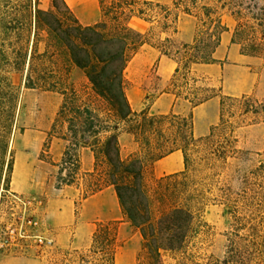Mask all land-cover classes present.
Returning a JSON list of instances; mask_svg holds the SVG:
<instances>
[{"label": "trees", "instance_id": "1", "mask_svg": "<svg viewBox=\"0 0 264 264\" xmlns=\"http://www.w3.org/2000/svg\"><path fill=\"white\" fill-rule=\"evenodd\" d=\"M98 3L100 19L83 24L66 0H53V10L35 11L29 50L20 47L9 52L2 45L1 53L6 61L9 62L11 54L15 55L14 69H22L27 88L62 96L51 129L53 136L65 143L56 164V188H80L82 199L113 188L124 217L143 239L135 264H168V261L171 264H264V162L245 176L243 193L224 196L225 203L230 204L231 222L224 232L223 253L219 256L201 253V243L212 234L211 226L197 211L203 196L189 187L169 189L167 182L180 176L183 181L189 179L191 151L201 143H209L219 125H214L208 135L196 137L192 111L188 115L151 114L147 108L134 111L126 93L125 70L140 49L148 45L178 63L162 92L189 100L192 109L218 96L220 122L225 109L234 105L241 109V114L264 120V100L256 99L253 94L226 95L221 86L211 85L194 70V65L218 61L215 51L226 27L220 18L213 19L207 14L210 22L215 23L213 30L206 31L205 37L198 35L193 44L182 43L173 50L168 45H173L172 37L178 34L176 17L172 21V35L163 40L158 36L161 44L153 42L154 22L167 28L171 19L166 7L147 0H98ZM185 11L190 13L189 8ZM133 18L147 22L149 28L137 29L131 24ZM0 28L10 30L3 21ZM72 68L84 74L86 86L78 89L70 81ZM179 78L182 84L177 83ZM190 82L194 87L191 97L183 94ZM2 83L6 128L10 130L18 94L8 77ZM124 134L131 135L136 144V149L126 158L122 156ZM84 149L93 153L92 171L81 169L80 155ZM178 150L183 154L186 171L158 177L149 188L145 180L148 165ZM228 151L222 153L224 159ZM119 243L118 222L97 221L87 251H67L59 264H115Z\"/></svg>", "mask_w": 264, "mask_h": 264}, {"label": "rangeland", "instance_id": "2", "mask_svg": "<svg viewBox=\"0 0 264 264\" xmlns=\"http://www.w3.org/2000/svg\"><path fill=\"white\" fill-rule=\"evenodd\" d=\"M52 1L0 0V22L10 27L8 32L0 28V264H59L67 251L85 252L91 243L92 234L82 235L76 229L83 204L80 189L75 200L76 221L63 224L60 222L65 221L64 217L56 220L53 216L57 209L64 211V207L55 200L68 197L65 191L56 190V164L63 143L51 131L62 96L40 88H27L22 69H14L15 55L11 54L8 62L1 53L2 45L9 52L20 47L31 48L35 11L53 10ZM147 1L164 6L171 13L167 28L154 22L156 39L153 42L161 44L157 40L158 36L163 40L172 35V21L176 17L179 33L172 37L173 45H168L173 50L181 47L182 43L193 44L198 35L205 37L206 31L213 30L215 23L210 22L207 14H211L213 19L220 18L226 27L221 37H229L240 51L254 54L249 55L251 67L259 74L261 81L251 94L260 101L264 100V0ZM66 2L71 5L81 23L92 24L100 19L98 0ZM185 8H189L190 13ZM131 24L141 31H146L150 26L137 18H133ZM162 30L165 33H161ZM39 48L41 51L44 49L43 42ZM157 52L145 45L128 64L125 79L130 102L134 103L146 90L142 101L150 104L164 89L155 71V63L150 65ZM193 67L197 75L206 77L211 85L219 86L222 80L219 73H208L200 65ZM5 77H8L18 94L10 130L6 128V100L1 88ZM70 81L78 89L87 85V79L77 68H72ZM182 82L181 78L177 81L178 84ZM183 91L184 95L192 96L194 87L191 82ZM178 99L179 108L183 106L185 111L176 114L188 115L191 103L184 98ZM241 113L238 106H228L223 121L218 120L216 124L219 126L211 141L201 143L199 148L191 151L187 170L189 179L183 181L180 176L177 180L167 182L169 189L176 187L186 190L189 187L203 196L197 211L211 226L212 234L201 243V253L218 256L223 253L226 244L224 232L231 222L230 204L225 203L224 196L228 194L235 197L243 193L245 176L251 175L264 162V120ZM121 143L124 158L136 149L131 135L124 134ZM224 150H229L225 159L222 157ZM183 171H186L185 166L178 172ZM156 178L152 166L148 165L145 180L149 188L153 187ZM102 203L119 209L117 219H113L118 222L120 241L115 264H135L143 247L140 233L122 214L115 195L113 199L104 196ZM62 214L65 215V212ZM108 216L103 215L104 218ZM90 218L95 230L98 220L95 221L93 216ZM168 264H171L170 261Z\"/></svg>", "mask_w": 264, "mask_h": 264}, {"label": "crops", "instance_id": "3", "mask_svg": "<svg viewBox=\"0 0 264 264\" xmlns=\"http://www.w3.org/2000/svg\"><path fill=\"white\" fill-rule=\"evenodd\" d=\"M68 5L71 7L69 3ZM144 48L145 46L142 47V49ZM150 49L153 51L157 50L153 47H150ZM138 54L139 52L133 58L135 59ZM215 57L218 60L217 62L199 65L208 73H219L221 75L222 80H220L219 86L222 87V92L224 94L237 96L242 94H251L256 90V87L261 80L259 74L252 70L251 57L243 54L238 45L229 40V37H221L220 44L215 51ZM154 63L156 66L155 71L160 77L159 81L165 88L166 84L170 82L178 63L174 58L163 55L159 51L155 54L154 59L150 61V65L152 66ZM146 93V90H144L142 93L143 95H140L134 103L130 102L133 110L138 111L147 108L150 113L154 114H166L170 112L183 114L185 111L183 106L182 108H179L181 107V105H179V99L171 92L160 93L150 104H146L142 101L146 96ZM191 111L193 113L194 135L196 137L206 136L219 120L220 98L218 96L212 97L193 109L190 107L188 112L190 113ZM62 143L59 161L65 148V143L63 141ZM80 158L82 171H92L94 166L93 153L88 149H84L81 152ZM183 168L184 159L180 150L172 152L152 165V171L156 177L172 174L181 171ZM79 189L80 188L75 186H65L61 189L56 188L57 191H65L68 195L67 198L55 200L64 207V211L57 209L53 212V216L56 220H61L63 217L65 218V221L60 223L69 224L76 221L75 200L76 193ZM106 195L110 196L112 199L113 195L116 196L113 188L108 187L86 199H83L81 217L77 221L76 228L80 234L89 235L93 233L94 223L90 221L91 216L94 217L95 221H109L117 219L119 209L116 207L110 208L102 203V198ZM120 210L122 212L121 207ZM63 212H65V215L62 214ZM103 215L109 216L104 218Z\"/></svg>", "mask_w": 264, "mask_h": 264}, {"label": "built area", "instance_id": "4", "mask_svg": "<svg viewBox=\"0 0 264 264\" xmlns=\"http://www.w3.org/2000/svg\"><path fill=\"white\" fill-rule=\"evenodd\" d=\"M7 241V240H6Z\"/></svg>", "mask_w": 264, "mask_h": 264}]
</instances>
